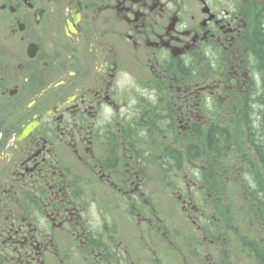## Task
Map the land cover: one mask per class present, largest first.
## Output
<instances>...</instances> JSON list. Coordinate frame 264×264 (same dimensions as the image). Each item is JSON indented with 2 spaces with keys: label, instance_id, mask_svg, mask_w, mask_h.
<instances>
[{
  "label": "flooded vegetation",
  "instance_id": "flooded-vegetation-1",
  "mask_svg": "<svg viewBox=\"0 0 264 264\" xmlns=\"http://www.w3.org/2000/svg\"><path fill=\"white\" fill-rule=\"evenodd\" d=\"M218 103L262 127L264 0H0V264H232L183 171Z\"/></svg>",
  "mask_w": 264,
  "mask_h": 264
},
{
  "label": "trees",
  "instance_id": "trees-1",
  "mask_svg": "<svg viewBox=\"0 0 264 264\" xmlns=\"http://www.w3.org/2000/svg\"><path fill=\"white\" fill-rule=\"evenodd\" d=\"M222 107L217 104L211 136L200 139L196 154L183 156L198 165L192 169L201 184L198 225L216 244H226L222 250L230 247L231 262L264 264V121L253 132L250 124L232 130Z\"/></svg>",
  "mask_w": 264,
  "mask_h": 264
},
{
  "label": "rangeland",
  "instance_id": "rangeland-1",
  "mask_svg": "<svg viewBox=\"0 0 264 264\" xmlns=\"http://www.w3.org/2000/svg\"><path fill=\"white\" fill-rule=\"evenodd\" d=\"M186 161L189 162L190 164H192L188 158L183 157L184 174H187L189 178L190 177L194 178V176H193L194 171H192L191 166L190 167L186 166ZM172 171H170V172H172ZM170 172L168 171V173H170ZM179 189L181 191H183V190H186V187L185 186H181L180 188L179 187H173V186L168 187V197L161 204H157L156 208L160 211L161 216H163L165 219V222L167 224V225H165V227L175 228V229H178L184 233V232H186V228L181 224V222H179V216L177 214H175L174 208L171 207V206H174V202H175L176 197H177L176 191ZM177 208H178V206H177ZM232 264H239V263L233 261ZM240 264H245V263H240Z\"/></svg>",
  "mask_w": 264,
  "mask_h": 264
}]
</instances>
